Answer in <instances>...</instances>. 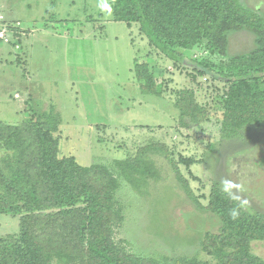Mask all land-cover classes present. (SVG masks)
Listing matches in <instances>:
<instances>
[{"label": "rangeland", "instance_id": "obj_1", "mask_svg": "<svg viewBox=\"0 0 264 264\" xmlns=\"http://www.w3.org/2000/svg\"><path fill=\"white\" fill-rule=\"evenodd\" d=\"M241 1L264 16V0ZM113 5L114 0H0L7 21L22 28L19 48L0 41V122L22 123L30 112L55 108L60 157L73 155L86 166L105 164L121 182L115 198L120 218L113 228L119 247L159 259L210 260L204 240L220 226L209 210L214 182L225 189L230 181L234 186L228 190L249 211L264 213V125L223 138L218 123L227 85L167 58L149 45L138 23L117 18ZM255 46L251 31H235L228 54H247ZM187 55L192 62L203 56L219 62L196 50ZM135 60L156 67L160 95L142 90ZM30 82L39 86L35 94L24 86ZM187 87L209 111L210 119L201 125L179 121L176 93ZM143 151L156 161L161 179L137 189L115 161ZM5 153L0 149V156ZM18 231L19 215L0 213V235ZM251 250L264 259V240H253Z\"/></svg>", "mask_w": 264, "mask_h": 264}, {"label": "trees", "instance_id": "obj_2", "mask_svg": "<svg viewBox=\"0 0 264 264\" xmlns=\"http://www.w3.org/2000/svg\"><path fill=\"white\" fill-rule=\"evenodd\" d=\"M113 7L117 18L138 23L149 45L167 58L187 64L197 76L208 75L227 85L220 97L218 123L223 138H232L250 125H264L260 9L249 8L241 0H114ZM240 30L251 31L256 46L250 53L230 56V35ZM190 50L215 55L219 62L204 56L192 62L187 59ZM134 62L142 90L160 95L156 67L147 60ZM175 106L184 126L210 119L193 88L180 89ZM54 109L40 115L30 112L22 123L0 122V149L6 151L0 156V213L19 215L18 233L0 235V264H264L251 250L253 240H264V213L249 211L217 182L211 186L209 210L218 216L220 226L204 240L210 260L159 259L119 247L113 228L120 218L115 198L121 182L105 164L86 166L73 155L60 157L54 135L61 120L54 119L58 117ZM145 153L115 161L137 189L150 179H161L156 161ZM178 178L193 200L181 173ZM232 209L238 211L236 218L230 215Z\"/></svg>", "mask_w": 264, "mask_h": 264}, {"label": "built area", "instance_id": "obj_3", "mask_svg": "<svg viewBox=\"0 0 264 264\" xmlns=\"http://www.w3.org/2000/svg\"><path fill=\"white\" fill-rule=\"evenodd\" d=\"M20 22H9L0 9V40L5 44L14 45L16 48L20 47L19 36L22 32Z\"/></svg>", "mask_w": 264, "mask_h": 264}, {"label": "clouds", "instance_id": "obj_4", "mask_svg": "<svg viewBox=\"0 0 264 264\" xmlns=\"http://www.w3.org/2000/svg\"><path fill=\"white\" fill-rule=\"evenodd\" d=\"M229 186H234V185H231L230 181H225L224 182V187H225L226 190L229 188ZM230 215L232 216V218H236L237 215H238V211L235 210V209H232V210H230Z\"/></svg>", "mask_w": 264, "mask_h": 264}, {"label": "crops", "instance_id": "obj_5", "mask_svg": "<svg viewBox=\"0 0 264 264\" xmlns=\"http://www.w3.org/2000/svg\"><path fill=\"white\" fill-rule=\"evenodd\" d=\"M24 36V35H23ZM20 39V38H19ZM19 44H20V40H19V42H18ZM8 45H10V44H8ZM14 46V45H13ZM26 83H28V82H26ZM31 83V82H30ZM31 84H33V83H31ZM31 84H24V86H26V87H28V89H29V91H30V93H34L35 94V89H37V91H38V88H39V86L38 87H35V85L33 84V85H31ZM18 96V95H17ZM32 97H33V95H32ZM6 123V122H5ZM9 124H17V123H9ZM60 126V125H59ZM58 130H60V129H58Z\"/></svg>", "mask_w": 264, "mask_h": 264}]
</instances>
